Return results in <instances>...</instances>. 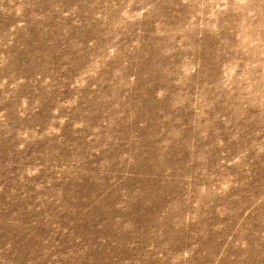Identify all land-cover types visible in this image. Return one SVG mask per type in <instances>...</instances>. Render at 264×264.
<instances>
[{
	"label": "rangeland",
	"instance_id": "374dc122",
	"mask_svg": "<svg viewBox=\"0 0 264 264\" xmlns=\"http://www.w3.org/2000/svg\"><path fill=\"white\" fill-rule=\"evenodd\" d=\"M0 264H264V0H0Z\"/></svg>",
	"mask_w": 264,
	"mask_h": 264
}]
</instances>
